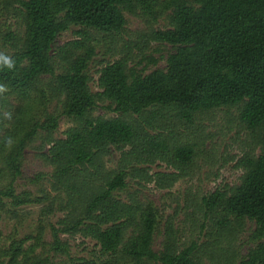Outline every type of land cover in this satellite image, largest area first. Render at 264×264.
Wrapping results in <instances>:
<instances>
[{"label": "trees", "instance_id": "1", "mask_svg": "<svg viewBox=\"0 0 264 264\" xmlns=\"http://www.w3.org/2000/svg\"><path fill=\"white\" fill-rule=\"evenodd\" d=\"M126 15L145 30L124 55L100 61L93 90L97 36L121 37ZM66 31L75 37L60 44ZM153 42L170 50L164 68L144 73L130 64L131 49ZM0 47L14 61L0 64V264H204L206 256L264 264V0H0ZM100 103L111 115L96 113ZM219 110L249 138L230 158L239 182L185 199L189 214L202 215V242L182 243L169 215L156 251L157 209L121 194L128 180L164 190L189 176L203 154L202 116ZM61 116L72 125L56 137ZM36 141L51 171L29 178L35 190L17 191L24 151ZM158 162L172 171L151 172ZM29 205L39 206L35 227L3 236L2 220L20 224ZM245 221L253 245L239 256L229 247ZM61 235L98 249L72 255Z\"/></svg>", "mask_w": 264, "mask_h": 264}, {"label": "rangeland", "instance_id": "2", "mask_svg": "<svg viewBox=\"0 0 264 264\" xmlns=\"http://www.w3.org/2000/svg\"><path fill=\"white\" fill-rule=\"evenodd\" d=\"M127 24L125 27V33L121 37H115L114 41L108 39H101V36H97L98 42L96 45V56L93 62L89 65L90 74L92 76L91 87L93 90H97L96 79L98 77L97 70L100 68V61L119 58L124 55L128 49V42H138L139 33L145 30V23L137 17L126 15ZM3 21V19L1 20ZM6 23H10L7 18ZM13 22V21H11ZM166 23L164 20L159 21V27L164 28ZM75 36L71 31H66L58 37V42L61 44L65 41L73 39ZM138 40V41H137ZM162 48L156 43H148L147 49H143L138 52L132 47L131 65L137 67L138 70L147 73L156 68L165 67V58L168 48ZM1 50V47H0ZM158 60L157 63L152 64L148 58ZM106 103L98 106L96 113L101 115H111L106 113ZM56 107L52 102L48 106V111L54 112ZM57 107L55 111H58ZM230 115L223 111H214L209 114H204L201 119L202 129L199 132L204 137L203 154L198 158L194 169L187 177L179 179L173 184L171 188L159 190L154 187L153 183L146 184L143 188H138L134 181L128 180V187L121 195L123 198H127L129 194H134L144 202H151L159 213L160 230L154 237L153 249L160 250L161 242L163 239V224L169 215H174L175 229L178 232V236L182 243H188L190 241L202 242L205 238L199 233V226L202 221V215L195 212L194 215L189 214L191 207H185V199L198 198L202 194L212 191L218 184L227 183L234 185L239 182V177L242 170L233 167L235 160H230L232 156H239L241 149L245 147L249 138L244 132L238 131V127L229 118ZM58 129L55 132L56 137H62L66 128L72 125V123L64 116H61L58 120ZM38 141L29 144L22 159V175L15 181V188L17 191L24 189L35 190V186L30 184L29 178L39 173L47 175L51 171V167L46 165L38 155L36 145ZM119 158V152H116L112 156V161L115 162ZM227 159V162L225 160ZM158 166L153 165L151 172L172 171L171 168H166L163 163H157ZM217 174V176H215ZM44 182V186H47V182ZM39 206L29 205L23 207L21 210L23 221L18 224L13 219L4 218L1 223V230L3 236H6L17 228L18 230H31L35 227L37 221V213ZM60 213H56L51 217L53 222H56ZM22 223V224H21ZM254 224L250 221H245L243 230L237 234V237L230 242L231 253L239 254L243 256L247 249L253 245V242L248 240V235L252 231ZM28 227V229H25ZM20 233V231H19ZM62 239L68 242L70 247V253L72 255L87 256L92 250H97L98 246L94 240L89 238H82L81 236H68L61 235ZM49 239V237H47ZM65 259L64 257H57L56 260ZM204 264L212 263L208 256L203 259Z\"/></svg>", "mask_w": 264, "mask_h": 264}, {"label": "clouds", "instance_id": "3", "mask_svg": "<svg viewBox=\"0 0 264 264\" xmlns=\"http://www.w3.org/2000/svg\"><path fill=\"white\" fill-rule=\"evenodd\" d=\"M0 64H3L10 69L14 67V61L9 56L4 55L3 53H0ZM4 90V86H0V92H3ZM9 143H11V141H9Z\"/></svg>", "mask_w": 264, "mask_h": 264}]
</instances>
